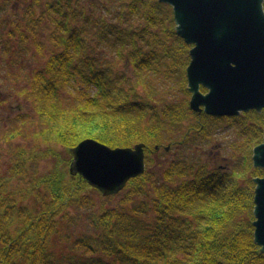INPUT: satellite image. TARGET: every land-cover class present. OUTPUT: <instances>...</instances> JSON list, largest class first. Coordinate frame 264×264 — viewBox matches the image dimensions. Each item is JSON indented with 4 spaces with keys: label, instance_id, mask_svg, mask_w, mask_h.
Here are the masks:
<instances>
[{
    "label": "trees",
    "instance_id": "16d2710c",
    "mask_svg": "<svg viewBox=\"0 0 264 264\" xmlns=\"http://www.w3.org/2000/svg\"><path fill=\"white\" fill-rule=\"evenodd\" d=\"M36 21L52 48L30 90L43 126L34 134L58 138L52 132L59 125L63 133H79L72 145L93 138L111 147L146 142L149 148L165 136L171 153L181 139L197 147L223 120L243 128L251 144L246 139L240 149L246 155L244 166L231 171L197 161L190 152L187 158L167 160L160 178L142 174L136 178L142 182L127 190L118 208L104 205L99 211L94 208L99 195L84 178L71 175L66 166L31 176L25 148L10 149L11 175L0 179V264H264L253 225L254 177L263 176L264 169L252 160L253 148L263 140L264 110L219 117L193 111L189 99L169 100L177 84L191 95L186 76L191 46L176 32L173 8L160 0H51ZM38 39L36 35V51L43 53ZM19 41L26 40L17 41L23 50ZM6 44L1 49L8 55L12 49ZM102 44L108 51L98 47ZM123 58L131 66L128 74L119 68ZM75 70L79 77L74 79L81 83L69 90ZM58 85L66 87L64 97ZM92 85L98 93L90 92ZM248 118H256L259 128L245 126ZM30 123V129L37 127L35 120ZM22 128L28 132L25 124ZM14 130L19 133L18 126L3 131L5 140H11ZM146 160L151 163L147 154ZM20 174H29L42 209H31L24 203L25 193L8 188ZM87 209L92 232H74L68 245L60 244L56 215L79 225Z\"/></svg>",
    "mask_w": 264,
    "mask_h": 264
},
{
    "label": "water",
    "instance_id": "95a60500",
    "mask_svg": "<svg viewBox=\"0 0 264 264\" xmlns=\"http://www.w3.org/2000/svg\"><path fill=\"white\" fill-rule=\"evenodd\" d=\"M173 8L175 29L191 46L186 68L193 111L238 116L264 110V0H160ZM71 175L103 194L119 193L146 170L144 143L116 147L93 138L71 148ZM264 169V135L253 148ZM254 241L264 253V175L254 177Z\"/></svg>",
    "mask_w": 264,
    "mask_h": 264
},
{
    "label": "rangeland",
    "instance_id": "374dc122",
    "mask_svg": "<svg viewBox=\"0 0 264 264\" xmlns=\"http://www.w3.org/2000/svg\"><path fill=\"white\" fill-rule=\"evenodd\" d=\"M50 1L51 0H0V179L10 178L11 175L9 170L12 165L9 162V154L6 152L10 149H17L19 146H22V148H25L26 150L24 163H26L28 169L32 171L31 176L38 177L40 174H44L49 168L63 166H66L70 173V165L74 159V156L71 153V148L75 147L82 141L81 140L76 145H72V143L78 141L77 136L79 133L73 131L63 133V129L59 128V125L56 126L52 132L54 135H57L58 138H48L44 135L39 136L34 134L37 128L41 129L43 126L38 122V111L34 108V102L30 90L33 89L32 81L36 83L34 73L38 70L42 71L45 69L52 48L50 40L48 38L44 39L43 33L41 32V30L44 31L43 28L40 31L37 30L35 24L38 22H35V20ZM83 1L84 0H81V2ZM89 1L90 0H87V3ZM97 1L104 2V0ZM111 1L113 0H109V2ZM72 2L75 4L77 3V0H72ZM54 28L55 24L50 28V31ZM10 31L14 34L13 38L9 34ZM34 32L35 36L38 35V38H41V41L44 44V49L42 50L43 53L36 51V44L34 41L35 36H32ZM88 37L90 38V36ZM19 39L26 40L23 42L19 41L20 45L24 46L23 50L21 47L18 48L17 41ZM3 43H8L6 45H9L12 49L8 55L1 49ZM98 47L108 51V47L103 44ZM49 48L50 50H47ZM52 54H54V52ZM108 55L110 56V54ZM11 56L13 57L12 61H10ZM6 60L10 61L9 66H5L7 62ZM119 68L122 70L125 69L127 74L131 71V66L126 64L124 58L122 59V62L119 63ZM74 77H79L77 70H75V74L70 77L71 80L68 83L69 90L75 89V86H78L79 82L81 83L79 78L77 82ZM124 84L128 85L129 83L125 82ZM90 87V92L92 94L98 93L95 86L92 85ZM57 88H59L58 91L59 93H62L63 97L65 93L68 92L63 85H58ZM77 94L78 96L80 95L79 92H77ZM62 95L59 94L57 97H54L55 101H58ZM183 98L190 100L191 95H186L181 86L177 84L169 100L171 102H179ZM79 100H82V98H79ZM31 119L35 120L34 124L37 126L34 129H30V127H33L30 123ZM246 120L245 126H257L259 128V122L256 118H253V120L248 118ZM23 124L27 126L28 132L22 131L24 130V128H22ZM186 124H188V122H186ZM186 124H184V126ZM16 126L19 128V133L14 130L11 132V140H5L6 137L4 138L3 131L7 128H15ZM242 129L243 128L228 126L227 121H218L217 124L213 126L214 131L209 139L198 141L197 147L193 148L188 147L189 145L182 144L184 140L181 139L179 142L182 143L181 145H178L179 148L171 153H169L171 144H168L165 136H163V141L161 143L150 144L151 148L147 146L146 142H143L146 152L145 158L147 154L148 160L151 161V163L148 164L147 160H145L146 170L142 174L149 175L152 173L154 175L153 177L158 179L163 172H165L164 169L167 160H171L177 156L182 159L183 157L187 158L190 155L188 152L193 153V158L197 159V161L201 160L214 163L213 165H217L225 171H231L233 168L240 169V167L242 168L244 166V156H246L245 152L240 149L246 143V139H248L247 143L251 144L250 138L244 134ZM21 132L22 134H20ZM183 132L184 128L181 133ZM138 143L140 142L122 147H134ZM105 144L107 145V143ZM185 147H188L191 150H185ZM16 158L17 157H14L13 160ZM248 171L249 172L247 173L249 174L250 169H248ZM142 174L131 178L126 186L117 194L105 195L98 188L90 185L92 187L91 191L99 195L95 198L97 204L94 208L98 211L104 205L107 208L111 206V208H109L110 210L118 208V204H120L126 197L127 190L131 186H138V183L142 182L141 180L139 182L136 180V178H139L140 176L142 177ZM19 176V180L10 179V185L8 188H17V190L25 193L24 203L29 205L31 209H42L43 204L41 203V198L33 194L34 190L29 182V174H26L25 176L20 174ZM145 179L147 178L145 177ZM131 180L134 181V183H131ZM110 196L112 197L109 198ZM88 211V209L84 210L83 214L80 215V217L83 218V221L80 222L79 225L69 224V219H64L61 214L56 215L55 231L57 232L56 235L58 236L60 244L63 246L68 245V241L73 238L74 232L77 234L86 229H89L92 232V228L89 225L91 211ZM74 213L78 214L79 212L76 210ZM101 215L102 214H99L100 217ZM94 231L95 230L93 229V232Z\"/></svg>",
    "mask_w": 264,
    "mask_h": 264
}]
</instances>
